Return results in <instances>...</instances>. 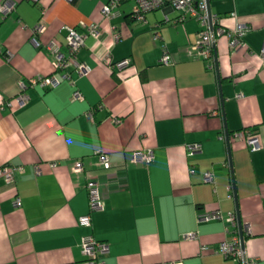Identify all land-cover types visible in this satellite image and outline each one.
<instances>
[{
  "label": "crops",
  "instance_id": "1",
  "mask_svg": "<svg viewBox=\"0 0 264 264\" xmlns=\"http://www.w3.org/2000/svg\"><path fill=\"white\" fill-rule=\"evenodd\" d=\"M16 1L0 14V93L12 99L0 109V165L24 171L12 183L0 176V264H83L88 234L109 244L104 264H235L212 251L233 235L227 224L199 219L215 209L249 224L246 254L264 264V0H209L223 26L247 27L238 50L227 35L217 38L213 67L193 49L198 20L176 21L169 5L138 21L132 1L109 19L100 11L105 0ZM91 22L103 32L78 53L88 73L69 68L70 79L28 87L25 104L16 102L19 81L53 72L46 44L64 49L62 27ZM38 23L45 30L35 33ZM164 49L170 64L160 62ZM106 53L131 62L112 69ZM75 88L81 99H73ZM245 128L258 134L259 149L233 136ZM194 143L200 149L190 153ZM143 149H152L153 160L131 162ZM77 160L81 171L73 170ZM206 171L213 181L204 180ZM88 179L98 182L105 206L85 225L79 217L89 213ZM191 231L196 237L186 238Z\"/></svg>",
  "mask_w": 264,
  "mask_h": 264
},
{
  "label": "built area",
  "instance_id": "2",
  "mask_svg": "<svg viewBox=\"0 0 264 264\" xmlns=\"http://www.w3.org/2000/svg\"><path fill=\"white\" fill-rule=\"evenodd\" d=\"M32 2H38V0H28ZM126 1L133 2L132 17L138 21H144L148 12L159 9L165 5H169L179 14L175 18L176 21L181 22L187 18L197 19L200 24V29L197 33V40L193 46V49L203 58L209 60V67H213L214 59V47L216 45L217 38L221 35H227L229 39V45L231 49L238 50L244 47L245 41L243 39L247 27L237 22L234 28H227L219 22L217 14L211 12L209 6V0H105L101 6V14L105 19L114 17L118 13V7ZM16 0H6L0 4V14L5 17L11 13L15 6ZM230 14L237 18L236 12L231 11ZM64 46L55 41H50L46 44L45 48L51 55L53 72L48 75H37L30 78L28 81H19V90L13 99L20 105L25 104L28 95L26 89L28 87L39 86L41 88H53L61 83L62 80L70 79L69 68H72L78 75H85L89 71V66L78 58L80 49L85 45V41L88 37L94 38L96 41H100L101 34L103 32L101 24L99 22L81 23V28L76 26L64 25ZM45 30L44 23H38L35 27L36 32H43ZM117 37V36H116ZM153 37L157 39L158 33L155 32ZM36 44L38 42L33 39ZM7 54V59H9ZM260 56L264 62V44L260 49ZM101 58L109 62V67L121 69L130 64V58H124L117 61H111L108 53L102 55ZM160 62L163 64H170L171 57L167 50L164 49L160 58ZM238 93L237 96H240ZM81 92L75 88L73 90V99H81ZM12 107V99L4 97L0 93V109L4 107ZM88 117L92 119V114L88 113ZM233 136L245 139L247 147L251 151H255L260 148L259 136L250 128L237 130L233 133ZM187 149L190 153L200 149V144L194 143L187 145ZM154 158L152 149H143L134 151L131 155V162L138 163H150ZM98 159L100 164L104 168L110 167V160L105 153H99ZM82 162L77 160L73 164V170L81 171ZM24 171L23 165L15 164H1L0 176L7 182L12 183L15 181V176L18 173ZM204 180L206 182L213 181V174L211 171L204 173ZM86 189L88 194V207L89 213L81 215L79 221L81 224L90 225L91 212L104 209L105 203L100 194L99 184L96 180L88 179L86 182ZM14 204L21 205V198L16 197ZM200 220H223L226 225L227 232H233L230 239L222 240L212 251L222 254L223 256L232 259L235 264H251L253 260L246 254L244 246L245 235L251 234V228L248 223L242 224L235 211H229L223 213L220 209L212 211H205L200 214ZM188 239L196 237V233L191 231L185 234ZM81 250L85 256L83 264H104L102 255L109 251V244L106 241L95 238L92 234H88L81 239ZM201 249L207 251L210 249L208 245H202ZM161 264H183L182 260L161 263Z\"/></svg>",
  "mask_w": 264,
  "mask_h": 264
},
{
  "label": "water",
  "instance_id": "3",
  "mask_svg": "<svg viewBox=\"0 0 264 264\" xmlns=\"http://www.w3.org/2000/svg\"><path fill=\"white\" fill-rule=\"evenodd\" d=\"M214 50H215V47H214Z\"/></svg>",
  "mask_w": 264,
  "mask_h": 264
}]
</instances>
